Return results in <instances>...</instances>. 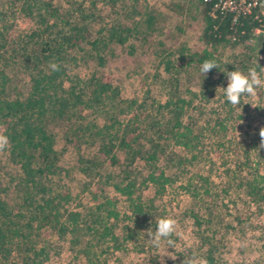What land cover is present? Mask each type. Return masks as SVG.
I'll use <instances>...</instances> for the list:
<instances>
[{
	"label": "trees",
	"instance_id": "1",
	"mask_svg": "<svg viewBox=\"0 0 264 264\" xmlns=\"http://www.w3.org/2000/svg\"><path fill=\"white\" fill-rule=\"evenodd\" d=\"M98 1L0 0V132L10 139V147L0 154V264H45L51 253H59V241L69 244L76 264H117L114 253L127 249L130 242L138 251L153 250L146 232L151 228L154 233L157 227L155 200L180 178V187L195 199L189 209L198 227L195 243L185 245L176 260H159L158 254L145 253L146 264H183L193 252L200 264H229L216 252L217 244L205 245L202 225L206 221L211 228L231 191L241 192L254 204L264 203V148L259 132L242 149L239 165L235 161L226 167V181L220 188L209 174H194L188 165L205 150L204 132H210L208 136L220 147L230 141L224 138L230 121L245 117L248 103L242 102L243 97L233 107L223 89L217 92L218 87H227L225 72L234 71L236 63L232 57L222 60L221 50L226 44L246 41L257 21L245 14L232 24L229 14L212 16L208 2L193 0L202 20L201 44L193 48L181 43L172 48L159 39L157 67L161 65L167 73V97L139 101L123 97L119 85L104 80L97 71L120 51H147L154 37L163 34L167 17L147 6L130 23L113 19L94 28L91 24L99 21ZM105 1L110 7L118 2ZM129 1L127 13L134 17L137 1ZM182 8L181 2L167 5L175 13ZM27 18L31 24L24 34L12 36L10 29L16 20ZM213 59L219 68L205 76L201 65ZM53 62L59 71L51 70ZM78 64H91L92 71L71 74L69 70ZM188 69L194 77L182 83L180 72ZM214 71L217 76L211 78ZM19 72L29 81L23 96L14 94L13 76ZM193 83L197 85L194 90ZM208 100L216 104L208 106ZM57 136L66 148L72 144L80 152L75 165L91 178L99 173L97 166L108 163L117 168L115 173H106V181L123 195V210L114 196L97 199L92 190L93 204L71 205L70 191L54 183L55 177L66 173L60 164L64 149L56 147ZM89 142H95L96 150L83 153L81 145ZM144 188L151 193L143 194ZM211 231L209 237L215 243V230Z\"/></svg>",
	"mask_w": 264,
	"mask_h": 264
},
{
	"label": "rangeland",
	"instance_id": "2",
	"mask_svg": "<svg viewBox=\"0 0 264 264\" xmlns=\"http://www.w3.org/2000/svg\"><path fill=\"white\" fill-rule=\"evenodd\" d=\"M136 1L135 6H133L135 8L133 17L127 13V10L131 8L129 0H118L115 7H110L105 0H99L96 4V14L98 15L99 21L92 23L91 26L94 28L100 25L105 26L106 23L113 19L124 24L130 23L133 18H138L140 10L142 11L149 6V8L152 7L165 13L167 19L163 34L156 35L152 45L145 52L134 54H127L123 51L118 52L114 58L108 60L105 66L98 68L97 74L106 81L117 83L123 97H137L139 101L145 97L147 99L154 97L159 100H164L167 97L168 90L165 81L167 73L162 71L161 65L157 67L159 65V58L155 50L159 47L158 40L162 39L164 45L172 48L178 47L181 43H187L195 48L201 44L198 40V35L202 28V20L200 13L192 4L193 0ZM178 2H181L184 7L181 13L171 12L167 9L169 3ZM30 24L31 21L28 18L22 20L17 19L16 24L10 29V34L15 36V38L20 37ZM221 54L222 60L223 58L226 60L228 57H232V60H235V70L247 73L250 68H256L262 78L264 73L261 68L263 66L262 46L258 37L252 36L251 39H247L233 46L226 44L223 46ZM92 68L93 66L91 64H78L74 65L69 72L71 74L86 75L92 71ZM191 71L188 69L185 72H180L182 83L184 81L185 83H189L190 80L186 78L190 77L191 79L194 77ZM157 72L158 74H156ZM216 76L217 72L214 71L211 78ZM13 81L16 87L14 94L25 95L29 85L28 76L25 73L19 72L13 76ZM190 87L194 90L197 88V85L193 83ZM258 89L259 93L257 91V96H246V98L243 97L242 99V102L247 101L248 103V107L244 109V119H235L230 121L231 123L226 126V137L224 138L229 137L230 141L225 142L219 147L211 139L213 137L210 138L208 136L211 133L204 132L205 150L203 149L201 157L198 160L188 165L190 172L194 174H209L214 185L219 186L217 188H220L221 183L226 181V167H230L233 163L235 164V161L239 165V162L243 159L242 149L254 141V138L257 137L260 131V127L264 125V88ZM215 102L208 100L206 104L211 106L213 104L215 105ZM252 105H256L257 107L254 108ZM206 109L208 110V107ZM97 120L101 122L102 118L98 117ZM246 131H248L247 135L245 134ZM259 143L261 144V142ZM65 144L63 138L57 136L56 147L64 149L60 153V164L66 169V173L62 172L60 177H55L54 183H57L62 190L70 191L73 197L71 205L76 208L77 206L78 208H82L84 205L93 204L96 200L92 198V192L90 191L92 190L97 192V199H101L102 195L114 196L116 205L120 210H123L125 205L123 195L116 193L113 187L106 181V173H115L117 168L108 163L100 167L97 166L99 173H95L91 178V176L86 175L84 171L75 165L80 159L77 156L80 152L74 148V145L69 144L66 148ZM96 148L95 142H89V144L83 143L81 145V150L82 152L84 151L83 153L87 152L91 154ZM5 151L3 152L5 153ZM3 152H0V154ZM252 154L254 156V151H252ZM141 162L139 160L136 162L138 168H141ZM94 168V166L92 168L90 167L88 172L93 173ZM190 172L187 174H190ZM180 180L181 178L174 181L171 187H168L166 193L161 198L155 200V216H157V220L164 217H173L178 221L179 235L173 237L176 240V247L170 249L167 244H164L159 249H147V251L142 252L134 249V243L130 242L127 249L114 253L118 257L117 264H146L149 258L145 253L148 252L158 254L159 260H169L171 259L169 256L179 255L185 245L194 242L196 237L195 230L198 227L194 226V217L190 215L189 209H192V204L195 199L180 187L179 184L182 182ZM86 182H88V188L85 190ZM102 185L104 188H102ZM150 193L151 190L149 188L143 189V194ZM223 202L226 206H221L220 212L218 213L221 216H219L221 223L216 221L219 217H215L210 228L207 222L202 220L204 224L202 228H205L204 234L207 237L205 245L212 246L213 244H217L219 248L216 252L229 264H264V203L254 204L247 201L246 196L241 192L236 193L235 190L233 192L231 191V197H224ZM234 206L235 209H233ZM193 208L195 210V206ZM202 212L206 215V211ZM212 213H215V208L212 209ZM228 221L235 226L233 225L234 227H231L228 223L225 225L224 223ZM210 229L215 230L214 237H212L215 243H212L209 237L212 234ZM56 251H59V253H51V256L45 264L75 263L72 257L73 252L67 242L59 241Z\"/></svg>",
	"mask_w": 264,
	"mask_h": 264
},
{
	"label": "clouds",
	"instance_id": "3",
	"mask_svg": "<svg viewBox=\"0 0 264 264\" xmlns=\"http://www.w3.org/2000/svg\"><path fill=\"white\" fill-rule=\"evenodd\" d=\"M52 71H59V65L56 63H50ZM219 68L218 63L213 60H205L201 65L200 72L207 76L212 70ZM264 71V68H262ZM228 84L227 87H218L217 92L220 89L224 90L227 101L236 107L241 103V98L244 96H257V89L264 87V79L261 78L260 72L256 68H250L247 73L239 70L225 72ZM252 107H257L252 105ZM261 137L260 147L264 148V127L259 131ZM10 147V139L7 135L0 134V152ZM149 237V241L154 248H161L164 244L170 249L176 247V240L174 236H178V221L173 217H164L157 221V227L155 232L151 228L146 232ZM172 260H176V256H169ZM183 264H200L199 258L195 252L190 257H185Z\"/></svg>",
	"mask_w": 264,
	"mask_h": 264
},
{
	"label": "built area",
	"instance_id": "4",
	"mask_svg": "<svg viewBox=\"0 0 264 264\" xmlns=\"http://www.w3.org/2000/svg\"><path fill=\"white\" fill-rule=\"evenodd\" d=\"M210 4L209 13L212 16L229 14L232 24H236L241 15L252 14L254 20L257 21L253 32L248 39L252 36L260 40L262 46V57L264 67V0H203ZM235 38V35L232 36ZM264 79V73L262 75ZM264 88V87H263Z\"/></svg>",
	"mask_w": 264,
	"mask_h": 264
}]
</instances>
